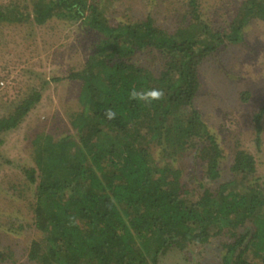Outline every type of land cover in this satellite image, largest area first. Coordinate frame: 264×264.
<instances>
[{"label":"trees","instance_id":"obj_1","mask_svg":"<svg viewBox=\"0 0 264 264\" xmlns=\"http://www.w3.org/2000/svg\"><path fill=\"white\" fill-rule=\"evenodd\" d=\"M190 5L195 22L169 33L151 16L112 23L92 0H32L22 9L12 0L0 4L2 22L70 17L103 35L83 68L69 75L80 82L78 108L69 114L75 132L39 130L32 138L35 166L22 167L35 183L31 208L44 233L28 251L34 264H159L168 251L224 233L230 239L221 243L216 264H264L257 158L237 145L231 178L219 181L224 150L193 106L202 61L224 43L242 40L252 19H264V0H244L230 32L211 29L199 18L196 0ZM143 48L162 53L158 72L125 60ZM133 87L162 89L165 96L151 104L132 100ZM40 98L36 88L23 97L0 118V131L17 127ZM108 108L115 119L106 118ZM263 115L264 106L253 114L258 147ZM154 147L165 160L155 157ZM186 153H194L199 167L172 164ZM186 173L198 177L195 198L187 194Z\"/></svg>","mask_w":264,"mask_h":264},{"label":"rangeland","instance_id":"obj_2","mask_svg":"<svg viewBox=\"0 0 264 264\" xmlns=\"http://www.w3.org/2000/svg\"><path fill=\"white\" fill-rule=\"evenodd\" d=\"M7 1L0 0V4ZM12 1L20 9L32 7V0ZM92 1L112 23L151 16L156 25L173 33L180 25L195 22L190 0ZM243 1L196 0L199 18L213 30L230 32ZM242 35L239 42L224 43L202 61L198 72L200 91L193 106L224 150L219 181L231 178L230 166L238 145L255 155L258 173L254 180L263 182L264 115L258 147L253 114L264 106V19H252ZM101 37L102 33L83 19L52 17L43 24L31 18L0 21V118L33 89L41 91L40 100L17 127L0 131V264H34L28 251L31 242L42 240L44 233L35 226L31 208L35 183L29 181L22 167L35 166L32 138L39 130L56 136L75 132L69 114L78 108L80 82L69 75L83 68ZM125 60L154 72L164 63L162 53L147 48L137 49ZM153 150L155 157L165 160L163 155L158 156L160 148ZM195 159L194 153H186L173 159L172 164L190 170L193 165L199 167ZM190 176L184 174L187 194L195 198L199 180ZM204 182L212 184L209 179ZM229 239L224 233L203 245L168 251L159 264H216L224 253L221 243Z\"/></svg>","mask_w":264,"mask_h":264},{"label":"clouds","instance_id":"obj_3","mask_svg":"<svg viewBox=\"0 0 264 264\" xmlns=\"http://www.w3.org/2000/svg\"><path fill=\"white\" fill-rule=\"evenodd\" d=\"M165 96V93L162 89L150 88L145 90H137L133 87L129 93V97L132 100L143 101L148 104H151L153 101L162 100ZM105 116L107 119L112 120L116 118V112L108 108L105 110Z\"/></svg>","mask_w":264,"mask_h":264}]
</instances>
